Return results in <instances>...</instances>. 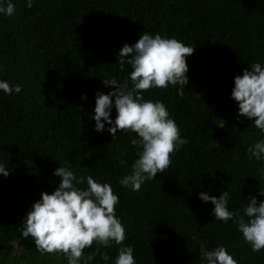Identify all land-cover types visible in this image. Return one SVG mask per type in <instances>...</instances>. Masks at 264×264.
Returning a JSON list of instances; mask_svg holds the SVG:
<instances>
[{
    "label": "trees",
    "instance_id": "trees-1",
    "mask_svg": "<svg viewBox=\"0 0 264 264\" xmlns=\"http://www.w3.org/2000/svg\"><path fill=\"white\" fill-rule=\"evenodd\" d=\"M15 12L0 15V79L22 86L0 90V264H67L63 253L41 255L22 222L41 193L51 194L58 167L76 176L109 183L118 194L116 215L125 227L136 264H202L200 245H223L238 264H264V249L253 252L237 226L215 221L214 205L200 192L219 197L229 191L230 210L243 215L247 199L264 188V160H249L247 149L264 131L238 116L231 98L234 77L254 62L264 66V0H13ZM145 31L176 38L194 48L186 57L188 83L142 90L145 100H160L188 143L171 163L139 191L121 186L137 159L135 133L94 131L95 95L124 83L119 50ZM131 88V81L128 80ZM85 94V99L81 95ZM112 119L117 113L112 110ZM78 187H87L86 183ZM247 219V218H246ZM95 253L89 264H114L117 249Z\"/></svg>",
    "mask_w": 264,
    "mask_h": 264
},
{
    "label": "clouds",
    "instance_id": "clouds-1",
    "mask_svg": "<svg viewBox=\"0 0 264 264\" xmlns=\"http://www.w3.org/2000/svg\"><path fill=\"white\" fill-rule=\"evenodd\" d=\"M26 4L31 8L33 0H26ZM14 12L13 0H0V15L11 16ZM193 52V47L174 37L145 31L137 42L126 43L119 50L121 71L125 64L132 69L128 79L124 83L115 78L103 80L106 86L112 85L115 89L95 95V115L91 117L95 121L94 131L103 133L107 124V131L114 140L118 131L136 134L131 144L137 149V159L132 163L130 173L119 181L131 191H139L146 181L163 173L171 163L170 156L188 143L181 137L166 105L160 100H145L142 90L166 89L170 84H178L177 95L183 96L188 83L186 57ZM21 88L19 84L10 86L7 80L0 79V90L6 95L20 93ZM85 98L82 94L81 99ZM231 98L238 102V116L247 117L264 131V66L261 63L250 64L242 75L234 77ZM113 108L117 113L114 120ZM247 153L249 160H264V139L252 144ZM9 174L8 168L0 163V175L8 177ZM53 174L60 177L58 187L51 194L41 193L40 199L24 217L20 234L25 238L30 236L41 255L63 253L67 264H89L95 253L84 255L83 250L94 242L97 249L111 247L113 242L121 245L114 264H136L133 247L122 243L126 238L125 227L116 215L119 196L114 194L112 186L90 175L78 177L69 167L60 166ZM85 183L87 187H78ZM258 195L264 196V188ZM198 196L201 201H210L214 205L212 215L215 221L225 224L231 221L237 226L253 252L264 249V200L258 203L256 196H251L241 215L238 210L229 209L228 190L221 192L219 197L203 191ZM200 253L202 264H238L223 245L207 250L201 244ZM101 259L107 264L109 256L102 253Z\"/></svg>",
    "mask_w": 264,
    "mask_h": 264
}]
</instances>
